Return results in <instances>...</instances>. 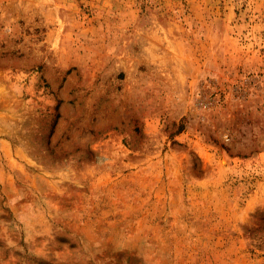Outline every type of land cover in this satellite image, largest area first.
I'll return each mask as SVG.
<instances>
[{
	"label": "rangeland",
	"instance_id": "1",
	"mask_svg": "<svg viewBox=\"0 0 264 264\" xmlns=\"http://www.w3.org/2000/svg\"><path fill=\"white\" fill-rule=\"evenodd\" d=\"M0 264H264V0H0Z\"/></svg>",
	"mask_w": 264,
	"mask_h": 264
}]
</instances>
